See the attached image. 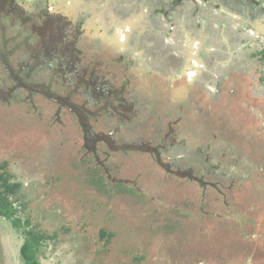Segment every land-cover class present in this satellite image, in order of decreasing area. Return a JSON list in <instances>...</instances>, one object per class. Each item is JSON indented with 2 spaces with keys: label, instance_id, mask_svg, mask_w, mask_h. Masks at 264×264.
<instances>
[{
  "label": "rangeland",
  "instance_id": "1",
  "mask_svg": "<svg viewBox=\"0 0 264 264\" xmlns=\"http://www.w3.org/2000/svg\"><path fill=\"white\" fill-rule=\"evenodd\" d=\"M0 1V163L18 216L54 235L43 264H264V32L204 0ZM217 1L264 23V0ZM145 4L180 27L149 48L126 38L165 17ZM88 126L118 131L91 157ZM22 241L0 217V264H24Z\"/></svg>",
  "mask_w": 264,
  "mask_h": 264
},
{
  "label": "flooded vegetation",
  "instance_id": "2",
  "mask_svg": "<svg viewBox=\"0 0 264 264\" xmlns=\"http://www.w3.org/2000/svg\"><path fill=\"white\" fill-rule=\"evenodd\" d=\"M185 1L186 0H173L172 2H173V4H174V6H178V5H181L182 3L183 4H186L185 3ZM204 2H206V3H208V4H212V5H214V6H218V8L219 9H223V12H224V14L225 15H227L228 16V18L229 17H231V20L233 21V20H237L238 22L239 21H241V22H244V23H246L248 26H249V29H253L254 30V28L256 29V30H259L260 32H264V23L260 20H256V18L258 17V13H256V17L254 16V11H243V12H241V11H239L237 8H233V9H229L226 5H224V4H222V3H220V2H218L217 0H204ZM245 2V1H244ZM263 2V0H256V2H254L253 0H247V3L250 5V6H252V4H255L256 3V7H258V8H260V5H261V3ZM141 2L139 1V0H134V1H132L131 2V5L130 6H128L129 8H130V15L131 16H133V14L135 13V10H132V8L135 6V4L136 5H139ZM111 4V3H110ZM145 5H147V6H149L148 4H145ZM263 5V10H264V4H262ZM147 6H145V8H143L142 9V7L140 6V9L138 8L136 11H143V14L141 15L142 17H144L145 16V18H147V19H149L150 17H154V16H157V15H162V16H165L163 19H157L156 20V22H157V24H158V26H157V28H155V26L151 23L150 25H148L147 26V29L149 30L148 32H146V34H143V33H141V34H136V32H134V33H132V35H131V33H130V31H128V33L126 34V38H127V44H128V42H130V41H134V42H136V43H138V44H142V45H145L146 47H151V44H150V42H151V40L153 41V39H152V37L154 38V39H158V40H164V42L167 40V39H169V38H171L172 37V31H174L176 28H180L179 27V25H177V23L175 22V20L171 17V14L169 13V9H163L162 10V8L160 7V6H158V5H156V4H154V5H151L152 7H147ZM154 7V8H153ZM156 7L158 8V13H155L154 11L156 10ZM123 8V7H122ZM121 8V9H122ZM142 9V10H141ZM129 13V12H128ZM129 17V16H128ZM227 17L226 18H224V20H223V25H225V27H226V23L228 22V19ZM48 19V18H47ZM218 22H219V20H217ZM200 25H201V23H199L198 24V26L197 27H200ZM117 26V25H116ZM252 27H254V28H252ZM157 30V31H156ZM257 32V31H256ZM256 34V33H255ZM146 40H148L149 42L147 43L146 42ZM252 40V39H251ZM250 40V41H251ZM252 41H255V40H252ZM164 42H161V41H159L158 43H157V48H158V51H161L162 49H163V44H165ZM114 43H115V41H114ZM163 43V44H162ZM113 44V43H112ZM112 44H111V46H112ZM121 46H122V44H121ZM130 47V49L127 51V52H124V53H119L120 55H122V54H127L128 55V58H125V60H126V62L127 61H130L131 59H132V57H131V53H132V46H129ZM143 49V48H142ZM263 50H264V48H263ZM106 53H110L111 52V49L110 48H108L106 51H105ZM115 52V51H114ZM145 53H147V50H145ZM243 53H247L248 55H251L253 58L254 57H256V51H245V52H243ZM242 53H240V54H238V53H236L235 54V52H233L232 53V56L233 55H235L236 57H239L240 55H241ZM110 56H111V54H110ZM155 59H156V63L157 62H159V61H161L163 64H165V63H168V65H164L165 67H168V68H178V69H182L183 67H185V64L186 63H188V60H189V58H187V62H186V59H185V56H183V54H181L180 53V55H178L176 58L175 57H172V58H169V59H167L165 62H163L162 61V59H159V58H157V57H155ZM152 60V59H151ZM128 63H130V62H128ZM181 64L183 65V66H181ZM191 64H192V62H191ZM189 65H190V63H189ZM189 65H187V66H189ZM242 64H241V62H237V67H239V66H241ZM77 66H76V69L75 70H77ZM82 68H84L83 69V71H85V69H87L88 70V72L89 71H94L95 69H96V65H92V66H90V67H82ZM82 68H80V69H82ZM133 69V68H132ZM132 69H131V71H132ZM72 71L71 73H74V72H76V71ZM149 69H146L145 70V73H147V71H148ZM196 70V69H195ZM208 72H209V69H208ZM191 72H189V71H186V76H187V78L191 81V83L193 82L194 83V85H196V83H197V81L198 80H196V79H194L193 78V76L192 77H190L189 76V74H190ZM198 73V72H197ZM92 74V73H91ZM90 74V75H91ZM95 74H96V72H95ZM127 79H129V80H131L132 81V79H131V75H128V76H125ZM197 77V76H196ZM82 78H84V76L82 75ZM194 80H193V79ZM87 81H89L90 80V77H88V79H86ZM94 79H92V83H94ZM104 84V86L105 87H107V85L105 84V83H103ZM146 84H148V82H146ZM96 93L98 94L99 92L97 91V89H96ZM105 93V92H104ZM103 94V93H102ZM197 93H195V95H196ZM194 96V95H193ZM192 99V98H191ZM190 99H185V101H183V103L182 104H184V102H188ZM190 103V102H189ZM87 117V116H86ZM83 120H85L84 118H82ZM91 119V118H90ZM117 130L116 129H113V130H111V131H108V132H103V131H101V130H98V129H96V127H94V126H88V128L86 129V133L84 134V139H87L86 141H87V143L88 144H86V145H90V146H92V147H94V146H96L99 142H97L96 141V136H99V135H101V136H103V135H105L106 137L105 138H107V139H109L110 140V143H112V140L114 139H116V134H117ZM108 141V140H107ZM109 142V141H108Z\"/></svg>",
  "mask_w": 264,
  "mask_h": 264
},
{
  "label": "trees",
  "instance_id": "3",
  "mask_svg": "<svg viewBox=\"0 0 264 264\" xmlns=\"http://www.w3.org/2000/svg\"><path fill=\"white\" fill-rule=\"evenodd\" d=\"M16 4V1H14L11 6H15ZM20 13L22 15L25 14L23 11ZM24 18L27 19L26 16H24ZM261 54L264 56V50L261 51ZM103 91L106 92L107 89L104 88ZM85 155L88 157L94 156V150L92 149V146L87 145ZM157 157L161 158L162 152L158 153ZM85 161H89L88 158H86ZM8 165V161L0 163V217L12 219L14 224H16L18 228L22 229L23 241L20 244V251L24 260V264H43L41 255L43 247L46 246L50 241L54 240V235L40 229L39 226H36L33 223L30 217L23 220L21 215L18 216L16 196L22 184L19 182H12L14 175L7 169ZM96 173V170H94V173H92L95 174L91 178L92 183L96 186V188L104 189V191H106V187L103 183L104 177ZM116 186L117 192H133L131 188L128 190L125 189V186L119 181ZM102 235H104L103 237L106 236V238H108L109 234H106V231L102 230Z\"/></svg>",
  "mask_w": 264,
  "mask_h": 264
}]
</instances>
